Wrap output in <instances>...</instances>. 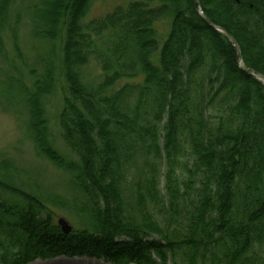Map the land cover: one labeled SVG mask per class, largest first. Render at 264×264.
Segmentation results:
<instances>
[{
  "label": "trees",
  "instance_id": "16d2710c",
  "mask_svg": "<svg viewBox=\"0 0 264 264\" xmlns=\"http://www.w3.org/2000/svg\"><path fill=\"white\" fill-rule=\"evenodd\" d=\"M93 1L42 0L35 36L58 45L30 89L6 84L28 108L38 154L72 188L67 199L36 197L0 162V264H264V86L239 69L194 0H131L85 26ZM198 1L264 77V0ZM13 5L0 0V43ZM58 51L59 125L76 159L67 164L48 143L44 102L57 87ZM92 58L103 71L96 85L82 73ZM56 210L74 224L69 236Z\"/></svg>",
  "mask_w": 264,
  "mask_h": 264
},
{
  "label": "rangeland",
  "instance_id": "374dc122",
  "mask_svg": "<svg viewBox=\"0 0 264 264\" xmlns=\"http://www.w3.org/2000/svg\"><path fill=\"white\" fill-rule=\"evenodd\" d=\"M130 2L131 0H94L83 19V24L86 26L102 20L116 8L126 9ZM41 3L42 0H14V5L9 12V27L2 33L0 43V162H7L18 170L17 180L23 181L22 187L27 192L35 194L36 197L47 200L53 196H60L67 199L68 191L72 188L70 174L38 154L29 137L28 108L22 101L18 88L13 89L12 86L6 85L9 81H15L18 85L20 84L21 89L22 86L30 89L49 63L48 60L51 59L54 46L58 45V43L52 44L49 41L40 40L35 36L39 27L35 9L40 8ZM13 32H16L15 39ZM56 55L57 87L54 93L44 100L48 120V143L58 158L67 164L76 159L64 142L59 125L66 83L61 65L64 56L59 51ZM82 73L84 82L87 84L96 85L103 78L101 64L94 58L89 66L82 69ZM127 83H140V80L123 81L119 87ZM17 184L20 186L19 182L15 185ZM56 214L57 219L64 218L71 226H74L63 212L56 210ZM32 264L110 263L88 258L72 260L62 257L56 260H38Z\"/></svg>",
  "mask_w": 264,
  "mask_h": 264
},
{
  "label": "water",
  "instance_id": "95a60500",
  "mask_svg": "<svg viewBox=\"0 0 264 264\" xmlns=\"http://www.w3.org/2000/svg\"><path fill=\"white\" fill-rule=\"evenodd\" d=\"M194 1H195V4L197 6H199L198 0H194ZM236 1H238V0H236ZM199 12H200L201 17L206 21V23H208L211 27H213L216 31H218V33H220L222 36H224L226 39H228L230 41V43L235 47L236 52H237V56H238V59L240 62V66H239L240 69L244 73L253 77L254 79H256L257 81H259L260 83H262L264 85V77L257 76L256 74L252 73L244 64L243 59H242L241 50H240V47H239L238 43L236 42V40L230 34L226 33L225 31L221 30L220 28L214 26L212 24V22H210V20L204 15V13L200 7H199ZM58 225L60 226L62 232L65 235H69L73 231V228L70 226V224L65 219H59Z\"/></svg>",
  "mask_w": 264,
  "mask_h": 264
}]
</instances>
